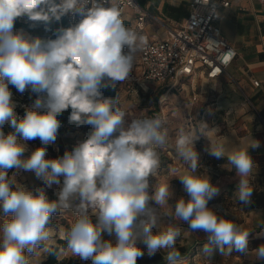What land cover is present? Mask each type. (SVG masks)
Wrapping results in <instances>:
<instances>
[{
    "label": "clouds",
    "instance_id": "9594fccd",
    "mask_svg": "<svg viewBox=\"0 0 264 264\" xmlns=\"http://www.w3.org/2000/svg\"><path fill=\"white\" fill-rule=\"evenodd\" d=\"M66 15L81 19L57 29L55 38L14 31L18 17L47 25ZM122 17L119 0H0V212L6 217L0 225V264H30L29 255H37V249L56 256L70 252L92 264H136L145 255L138 241L149 256L163 252L168 264H180L176 244L183 230L177 224L162 226L161 210L186 223L187 231L208 234L202 248L207 259L216 250L222 255L235 250L264 261V244L250 251V232L208 207L220 189L195 148L196 141L207 138L209 155L226 159L227 169L236 172L234 200L248 205L257 171L249 149L258 148L259 141L251 137L228 148V138L205 121L182 128L175 151L185 167L171 168L170 178L161 182L158 149L168 144L164 118L129 121L117 95L103 96V88L115 89L129 77L137 53L148 47V38ZM9 85L21 94H37L22 118L14 111ZM69 108L70 123L92 130L63 157L48 158L47 146L55 143L61 127L58 117ZM6 123L13 129L7 134ZM37 138L41 146L24 158L26 141ZM13 168L34 173L45 187H25L15 173L9 176ZM61 177L57 198L50 200L45 188L60 185ZM149 177L157 182L150 185ZM172 178L189 196L174 205L169 203ZM69 210L76 214L69 228L53 225L54 215ZM57 231L65 241L60 250L53 247ZM104 232L114 233L116 242L104 240Z\"/></svg>",
    "mask_w": 264,
    "mask_h": 264
},
{
    "label": "crops",
    "instance_id": "0c3cea01",
    "mask_svg": "<svg viewBox=\"0 0 264 264\" xmlns=\"http://www.w3.org/2000/svg\"><path fill=\"white\" fill-rule=\"evenodd\" d=\"M136 2L141 14L145 15L142 29L137 28L139 15L133 10H127L123 19L126 26L145 35L148 41L164 39L169 29H177L183 25L191 11V0H136ZM218 25L221 38L236 51V58L228 68L229 77L220 79L218 83L223 81L230 83L224 87L225 94L235 102L240 97L250 101L259 117L256 120L255 113H249L248 107L244 103H240V111L235 108L232 110L234 115L240 114L239 112L246 114L242 123L234 125L233 122L232 127L227 126L219 131V135L228 138V148L246 144L251 137L259 141L258 148L249 149V154L257 165L255 178L252 181L251 203L241 205L234 200V194L238 189L236 172L227 169L229 165L226 164V159H216L209 155L207 150L209 144L205 148V152L198 153L199 162L202 168L207 171L211 182L220 189L219 194L208 202V207L216 211L218 215H224L250 232L248 247L251 251L264 244V4L259 0H232L231 5L222 10ZM188 80L191 81L192 86L187 94L190 91L191 95L196 97L194 81L204 80L200 77ZM255 80L259 81V87L253 85ZM166 90L168 93L171 88L166 86ZM11 93L15 105L14 111L16 115L20 114L23 117L26 108L30 107L36 98L25 102L20 99L16 91L12 90ZM200 93L205 94L206 90L201 89ZM61 126L64 125L61 124ZM213 128H218V126ZM3 131L7 134L13 129L6 123ZM80 133L82 140H85L88 134L83 131ZM167 152L170 154L169 151ZM168 153L167 157L170 156ZM16 170L14 169L13 173ZM12 175L9 174V176ZM45 191L50 200L57 198L56 192ZM0 217L2 222L6 219L2 212H0ZM181 228L183 234L177 240V250L181 254L180 264H189L191 261L193 264H264V261L256 260L255 254L252 252L244 256L235 250L231 255H222L216 250L212 256L208 257L209 261L202 254L208 234L202 231L190 232L187 231V228ZM59 238L54 235L53 241L56 242ZM37 253V255H29L30 264H43L48 256L43 249H37ZM163 257L164 255L161 257L153 255L144 259L138 258L136 264H166Z\"/></svg>",
    "mask_w": 264,
    "mask_h": 264
},
{
    "label": "rangeland",
    "instance_id": "374dc122",
    "mask_svg": "<svg viewBox=\"0 0 264 264\" xmlns=\"http://www.w3.org/2000/svg\"><path fill=\"white\" fill-rule=\"evenodd\" d=\"M22 20H28V18L24 16ZM18 30L21 29H16L14 31ZM125 51H127L126 48ZM194 85L196 89V100L193 101L191 99L193 98L191 92L189 91L187 94V91L192 86L191 81L189 80L180 82L177 87L172 88L168 93L165 85L144 82L143 78L141 77L140 67L138 64V53L136 55L129 77L125 81L117 84L119 89L120 105L128 112L127 119L129 121L134 118H152L159 115L164 118L166 122V127L168 130V144L164 148L158 149L160 153L161 168L159 170L157 179L161 182L170 178L171 168L182 169L185 167L183 162L178 159L175 151V142L179 135L180 129L183 128L187 130L198 126L201 121L207 122L211 128L218 126L220 131L227 128V126L232 127L233 122L234 125H240L242 123L243 117L246 116V114L239 112L240 114L234 115L232 110L235 108L240 111V103H244L245 106L248 107L249 113H255L253 105L247 99L240 97L235 102L225 94L224 87L230 85V83L226 81L221 83H209L206 81L195 80ZM201 89L206 90V93H200ZM16 93L20 97L19 93ZM30 100H26L25 102ZM255 118L256 120L259 119L257 113H255ZM80 132H82V130L78 128L70 129L66 128L65 126H61L58 130L55 143L50 144L52 150L47 149L48 158L63 157L65 151L72 150L78 143L82 142L83 138ZM26 144L27 150L24 153V158H27L31 154L35 145L38 147L41 146V141L39 138H37L26 141ZM208 144L209 141L207 138L201 137L195 142L196 151L198 153L200 151L205 152V148ZM167 151H169L170 154ZM167 153L170 155V158L167 157ZM13 172L14 171H12L11 174H14ZM15 178L19 183L29 189L45 187L42 181L37 179L32 172L16 170ZM60 179V185H53L50 188H45V190L58 193L63 183V177ZM156 182L157 181L155 177H149L150 185H154ZM170 186L171 191L173 192V197L169 200L170 204L174 205L176 200L181 197H183L185 200L189 199L188 194L184 190L183 184L178 178H172L170 180ZM153 206L155 205L153 204ZM55 218H58V220H55ZM75 219L76 214L73 211H62L60 214L54 215L52 217V223L53 225L60 224L64 227V229H67L66 226L62 224V221H65L68 227H70ZM92 219L93 222H96L95 216H93ZM160 223L162 226H166L168 224H177L180 227L188 228L186 223L178 221L172 216L164 214V210H161ZM54 235L57 237L59 236V239H63L59 231H57ZM102 237L104 240H110L113 243L116 242L114 233L109 235L107 232H104L102 233ZM54 243L55 245L57 244L56 242ZM138 246L145 251V255L140 259H144L145 257L149 256L142 242L138 241ZM155 255L161 257V255H164V253L157 252ZM57 259L60 261L62 260L65 264H92L91 260L82 261L79 258L73 257L70 252L64 251L60 252V254L57 256ZM163 259L165 258L163 257ZM164 263L168 264L166 260ZM189 264H193V262L191 261Z\"/></svg>",
    "mask_w": 264,
    "mask_h": 264
},
{
    "label": "built area",
    "instance_id": "2783aa9c",
    "mask_svg": "<svg viewBox=\"0 0 264 264\" xmlns=\"http://www.w3.org/2000/svg\"><path fill=\"white\" fill-rule=\"evenodd\" d=\"M264 4V0H259ZM123 16L129 9L139 17L137 28L142 29L140 8L133 0H119ZM232 0H191V11L181 27L169 29L164 39L148 41V47L138 52V64L144 82L175 88L180 82L200 77L209 83H218L229 77L228 68L236 58V51L220 36L219 21L223 9ZM107 6V5H106ZM69 26L81 17L65 16ZM123 18V17H122ZM259 87V81H253ZM10 91L16 90L9 85ZM23 101L32 99V92H18ZM192 100H196L193 96ZM22 118L21 115H17Z\"/></svg>",
    "mask_w": 264,
    "mask_h": 264
},
{
    "label": "trees",
    "instance_id": "16d2710c",
    "mask_svg": "<svg viewBox=\"0 0 264 264\" xmlns=\"http://www.w3.org/2000/svg\"><path fill=\"white\" fill-rule=\"evenodd\" d=\"M14 30L16 29H21L25 30L28 34L33 35V36H40L41 38H55V33L57 29L59 28H67L69 27L65 16L61 18L60 21H52L49 24L45 25L43 22H32L29 20H22L21 17H18L15 22H14ZM102 93L104 97H111L115 98L117 95L119 98V89L118 86L116 85L115 89L112 87H105L102 89ZM32 99L37 98V94L33 93L32 94ZM71 113V109L69 108L68 110L64 111L58 119L60 120L61 124L67 127H72V128H78L82 130L83 132L89 134L91 129V126L85 125V126H80L77 127L75 124L69 122V116ZM38 146L35 145L34 149L37 148ZM47 149H51V147H47ZM15 168L9 170V174L14 171ZM55 220H58V218H55ZM2 220L0 217V225H2ZM62 224L66 226V228H69L68 225L66 224L65 221H62ZM56 245H53L57 250H60L64 247L65 241L63 239H58L56 241ZM43 264H65L62 260H58L57 256L54 254H48L46 260L44 261Z\"/></svg>",
    "mask_w": 264,
    "mask_h": 264
}]
</instances>
